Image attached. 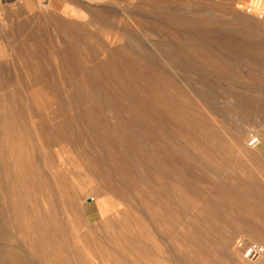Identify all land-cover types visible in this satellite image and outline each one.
Segmentation results:
<instances>
[{
    "label": "rangeland",
    "instance_id": "374dc122",
    "mask_svg": "<svg viewBox=\"0 0 264 264\" xmlns=\"http://www.w3.org/2000/svg\"><path fill=\"white\" fill-rule=\"evenodd\" d=\"M61 263L264 264V0H0V264Z\"/></svg>",
    "mask_w": 264,
    "mask_h": 264
},
{
    "label": "built area",
    "instance_id": "2783aa9c",
    "mask_svg": "<svg viewBox=\"0 0 264 264\" xmlns=\"http://www.w3.org/2000/svg\"><path fill=\"white\" fill-rule=\"evenodd\" d=\"M251 2L250 4L247 6V11H249L251 9ZM248 146L250 147H254L255 145L258 144V137L256 136H250L247 142ZM263 249L261 246L255 244V243H251L250 245H248V247L246 248L245 252H244V256L246 258H256L258 257L261 253H262Z\"/></svg>",
    "mask_w": 264,
    "mask_h": 264
},
{
    "label": "bare ground",
    "instance_id": "6f19581e",
    "mask_svg": "<svg viewBox=\"0 0 264 264\" xmlns=\"http://www.w3.org/2000/svg\"><path fill=\"white\" fill-rule=\"evenodd\" d=\"M247 145H248V144H247ZM15 158H16V157H15ZM13 167H14V166H13ZM28 168H29V167H28ZM25 169H26V168H25ZM28 170H29V169H28ZM17 171H18V169H17ZM7 173H8V172H7ZM20 173H22V172H20ZM18 174H19V172H18ZM23 175H25V174H23ZM15 176H16V175H15ZM25 176H27V174H26ZM21 177H22V176H21ZM23 177H24V176H23ZM16 178H17V177H16ZM30 178H31V177H30ZM14 180H15V179H14ZM16 180H17V179H16ZM24 180H25V177H24ZM31 180H32V179H31ZM17 181H18V180H17ZM21 181H22V179H21ZM28 181H29V180H28ZM28 183H29V182H28ZM16 184H17V183H16ZM19 185H20V184H19ZM23 185H25V184H23ZM20 186H22V185H20ZM28 186H29V185H28ZM14 187H15V186H14ZM25 187H27V186H25ZM19 188H21V187H19ZM26 190H27V189H26ZM12 191H14V190H12ZM15 191H16V190H15ZM15 191H14V192H15ZM28 191H30V190H28ZM14 192H13V193H14ZM15 194H16V193H15ZM33 195H35V194H33ZM27 196H28V195H27ZM36 197H37V196H36ZM36 197H35V198H36ZM34 200H35V199H34ZM169 201H170V200H169ZM35 203H36V202H35ZM39 204H40V203H39ZM41 206H42V205H41ZM33 207H34V206H33ZM35 209H37V208H35ZM27 210H28V209H27ZM38 210H39V208H38ZM48 210H49V209H48ZM36 212H39V211L36 210ZM33 213H34V211H33ZM46 213H47V212H46ZM47 214H48V213H47ZM49 214H50V213H49ZM35 217H36V215H35ZM35 217H34V218H35ZM34 218H33V219H34ZM34 220H36V219H34ZM36 221H37V220H36ZM38 222H40V221L38 220ZM38 222H37V223H38ZM41 224H42V223H41ZM54 224H55V223H54ZM37 226H38V224H37ZM55 227H56V226H55ZM36 228H37V227H36ZM42 228H43V227H42ZM34 230H35V228H34ZM36 230H39V229L37 228ZM43 230H45V229H43ZM127 230H128V229H127ZM44 232H45V231H44ZM135 232H136V231H135ZM60 233H61V232H60ZM38 234H39V233H38ZM57 234H59V233H57ZM60 235H62V234H60ZM45 236H46V235H45ZM70 236H71V234H69V237H70ZM56 237H57V236H56ZM62 237H63V236H62ZM62 237H61V238H62ZM71 238H72V237H71ZM38 239H40V238H38ZM37 241H38V240H37ZM55 241L58 242L57 239H56ZM66 241H67V240H66ZM68 241H69V240H68ZM68 241H67V243H68ZM72 241H73V240H72ZM39 242H40V241H39ZM75 243H76V242H75ZM45 244H46V243H45ZM48 244H49V243H48ZM73 244H74V243H73ZM50 245H51V244H50ZM50 245H49V246H50ZM61 247H62V246H61ZM64 247H65V246H64ZM71 247H72V246H71ZM71 247H70V248H71ZM73 247H74V246H73ZM76 247H77V246H76ZM92 247H93V246H92ZM38 248H39V247H38ZM51 248H52V247H51ZM43 249H45V248L43 247ZM47 249H48V248H47ZM75 249H77V251L79 252L78 248H75ZM83 249H84V248H83ZM53 250H54V249H53ZM140 250H141V249H140ZM44 251H45L44 253H46V250H44ZM54 251H55V250H54ZM74 251H75V250H74ZM48 252H49V251H47V253H48ZM50 253H52V252H50ZM53 254H54V253H53ZM64 254H65V253H64ZM75 254H76V252H75ZM77 254H78V253H77ZM77 254H76V255H77ZM44 255H46V254H44ZM60 255H61V254H60ZM60 255H58V256H60ZM158 255H159V254H158ZM46 256H49V255H46ZM55 256H56V253L54 254V257H55ZM90 257H91V256H90ZM51 258H52V257H51ZM56 258H57V256H56ZM60 259H61V258H60ZM57 261H59V260H57ZM63 261H64V260H63ZM85 263H86V262H85ZM61 264H62V263H61Z\"/></svg>",
    "mask_w": 264,
    "mask_h": 264
}]
</instances>
